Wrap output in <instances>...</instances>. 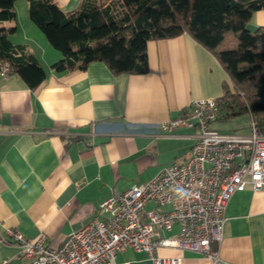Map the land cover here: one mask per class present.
Listing matches in <instances>:
<instances>
[{
    "label": "crops",
    "instance_id": "obj_1",
    "mask_svg": "<svg viewBox=\"0 0 264 264\" xmlns=\"http://www.w3.org/2000/svg\"><path fill=\"white\" fill-rule=\"evenodd\" d=\"M81 1L54 0L64 12ZM14 8L16 43L19 37L30 46L46 79L31 90L16 73L0 71V264H28L5 237L7 229L28 239L44 234L49 246L58 247L72 232L102 218L99 204L112 191L123 193L165 166L186 162L197 131L164 134L160 123L178 117L192 100L218 99L223 85L231 86L217 58L188 34L148 42L145 74L116 75L103 62L58 73L52 65L61 54L29 20L27 0H17ZM247 28L264 29V10L252 15ZM230 40L237 46V35H230L221 48L232 49ZM225 218L222 240L213 245L219 264H264V191L235 193ZM178 232L175 225L161 235ZM156 256L213 264L177 248L160 247ZM115 263L152 261L147 253L126 248Z\"/></svg>",
    "mask_w": 264,
    "mask_h": 264
},
{
    "label": "built area",
    "instance_id": "obj_2",
    "mask_svg": "<svg viewBox=\"0 0 264 264\" xmlns=\"http://www.w3.org/2000/svg\"><path fill=\"white\" fill-rule=\"evenodd\" d=\"M0 71L7 76L11 69L2 62ZM218 110L214 99L192 100L178 117L160 123L164 134L197 131L187 161L165 166L123 193L112 191L99 204L102 218L72 232L60 246H49L44 234L28 239L16 229H7L5 237L28 264H116V255L126 248L147 253L152 264H183L157 257L160 247L193 251L219 264L213 245L222 240L231 197L246 189L264 191V133L251 118L249 134L215 130L211 125ZM149 204L154 208L148 209ZM175 225L176 235H161Z\"/></svg>",
    "mask_w": 264,
    "mask_h": 264
},
{
    "label": "trees",
    "instance_id": "obj_3",
    "mask_svg": "<svg viewBox=\"0 0 264 264\" xmlns=\"http://www.w3.org/2000/svg\"><path fill=\"white\" fill-rule=\"evenodd\" d=\"M16 1L0 0V63L34 90L46 74L28 44L10 39L17 32ZM27 3L29 20L61 54L52 65L58 73L103 62L116 75L145 74L148 42L190 35L217 58L231 81L215 99V122L246 114L264 133V29L247 28L252 15L264 10V0H82L68 12L54 0ZM232 34L237 46L221 48Z\"/></svg>",
    "mask_w": 264,
    "mask_h": 264
},
{
    "label": "rangeland",
    "instance_id": "obj_4",
    "mask_svg": "<svg viewBox=\"0 0 264 264\" xmlns=\"http://www.w3.org/2000/svg\"><path fill=\"white\" fill-rule=\"evenodd\" d=\"M248 30L251 31V32H254L255 29H248ZM42 35H43V33H42ZM44 38H45V36H44ZM10 39H11L12 42L16 43V40H17L16 36L12 35V36H10ZM18 40H19L18 42H21V43L23 42V39H20L19 37H18ZM226 43H227V45L231 44L232 48L235 47V45H232L233 44L232 40H230V41H228ZM249 123H250V119H249L248 115L243 114V115L234 117L233 120H231V121L227 122L225 125L219 126L217 128L221 132L241 134L243 132H248Z\"/></svg>",
    "mask_w": 264,
    "mask_h": 264
}]
</instances>
